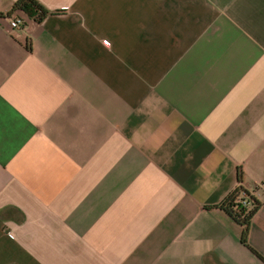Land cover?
<instances>
[{"label": "crops", "instance_id": "crops-1", "mask_svg": "<svg viewBox=\"0 0 264 264\" xmlns=\"http://www.w3.org/2000/svg\"><path fill=\"white\" fill-rule=\"evenodd\" d=\"M0 0V264H264V0ZM109 45H106L105 42Z\"/></svg>", "mask_w": 264, "mask_h": 264}, {"label": "trees", "instance_id": "trees-1", "mask_svg": "<svg viewBox=\"0 0 264 264\" xmlns=\"http://www.w3.org/2000/svg\"><path fill=\"white\" fill-rule=\"evenodd\" d=\"M16 13H22L33 19L36 23L41 24L51 13L38 0H18L12 8L7 18L11 19ZM18 19H22L17 16ZM244 200L246 203L244 204ZM264 207L255 197L251 196L242 187L238 188L234 193L219 205L235 223L243 229V241L246 243L251 221L257 211Z\"/></svg>", "mask_w": 264, "mask_h": 264}, {"label": "built area", "instance_id": "built-area-1", "mask_svg": "<svg viewBox=\"0 0 264 264\" xmlns=\"http://www.w3.org/2000/svg\"><path fill=\"white\" fill-rule=\"evenodd\" d=\"M22 23H23V21H21L17 17L10 19V25H11L12 29H14V30H20L22 28ZM105 44L109 45V43L107 41L105 42ZM243 203L245 204L246 200H244Z\"/></svg>", "mask_w": 264, "mask_h": 264}]
</instances>
